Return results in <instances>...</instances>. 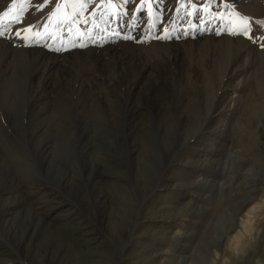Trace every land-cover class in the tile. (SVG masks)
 <instances>
[{"label":"rangeland","instance_id":"1","mask_svg":"<svg viewBox=\"0 0 264 264\" xmlns=\"http://www.w3.org/2000/svg\"><path fill=\"white\" fill-rule=\"evenodd\" d=\"M245 18L264 36V0H0V264H264Z\"/></svg>","mask_w":264,"mask_h":264},{"label":"snow or ice","instance_id":"2","mask_svg":"<svg viewBox=\"0 0 264 264\" xmlns=\"http://www.w3.org/2000/svg\"><path fill=\"white\" fill-rule=\"evenodd\" d=\"M12 2H13V4H14V3H15V0H12ZM44 2H45V3H49V2H51V0H44ZM125 3H127V0H125ZM43 7H44V5L41 4V8H43ZM12 10H13V9H6V10L3 12V17L5 18L4 23L9 22L7 18L9 17V13H10ZM53 15H54V14H53ZM10 22H12V23H17V22H19V20H18V18H17L16 16H12ZM243 23H244L245 27H244V28H241V29L239 30V32H236L235 29H229V31H233L234 34H242L243 36L248 37V39H249V40H252V41H256V40H260V39H264V36L256 37V36L254 35V33H252L251 28H250V26L248 25V19H247V18L244 19ZM27 31H31V27H30L29 29H27ZM222 31H224V29H222ZM4 35H5V33H4L3 31H0V36H4ZM15 35L20 36L21 33H20L19 31H17V32L15 33ZM25 38H26V37H25ZM261 47H264V45H261Z\"/></svg>","mask_w":264,"mask_h":264},{"label":"bare ground","instance_id":"3","mask_svg":"<svg viewBox=\"0 0 264 264\" xmlns=\"http://www.w3.org/2000/svg\"><path fill=\"white\" fill-rule=\"evenodd\" d=\"M187 19V18H186ZM146 20V19H145ZM188 21V20H187ZM221 24L220 22L214 21L210 26H208V29L206 28V31H210L213 34H216L219 30H221ZM143 27V26H142ZM201 30V29H200ZM205 31V28L202 29Z\"/></svg>","mask_w":264,"mask_h":264}]
</instances>
